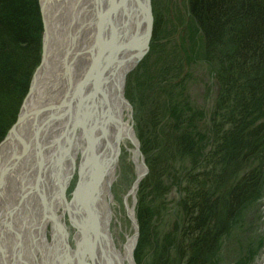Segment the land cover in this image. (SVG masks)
Here are the masks:
<instances>
[{"label": "bare ground", "instance_id": "obj_1", "mask_svg": "<svg viewBox=\"0 0 264 264\" xmlns=\"http://www.w3.org/2000/svg\"><path fill=\"white\" fill-rule=\"evenodd\" d=\"M136 1L142 3L40 0L44 57L19 123L0 144V264H135V187L144 166L131 109L116 101V85L121 68L144 51L136 42L145 29ZM122 153L133 166L134 188L120 208L111 187ZM119 216L131 224L121 243L115 238Z\"/></svg>", "mask_w": 264, "mask_h": 264}, {"label": "trees", "instance_id": "obj_2", "mask_svg": "<svg viewBox=\"0 0 264 264\" xmlns=\"http://www.w3.org/2000/svg\"><path fill=\"white\" fill-rule=\"evenodd\" d=\"M186 12L183 36L198 35L193 55L209 67L216 98L206 128L200 111L167 93L152 104L135 209L134 258L149 250L147 264H218L264 195V0H186ZM42 35L39 0H0V142L40 63ZM189 45L198 46L191 35Z\"/></svg>", "mask_w": 264, "mask_h": 264}, {"label": "rangeland", "instance_id": "obj_3", "mask_svg": "<svg viewBox=\"0 0 264 264\" xmlns=\"http://www.w3.org/2000/svg\"><path fill=\"white\" fill-rule=\"evenodd\" d=\"M150 5L153 25L148 51L126 75L123 96L131 107L132 127L139 145V136H148V121L152 113V104L156 99L161 102L167 93V96L176 103L184 102L188 110L200 111L202 120H200L199 126L206 128L210 124L216 98V86L209 67L193 55V51L194 54L195 51L199 53L198 35L194 31L188 35L187 31L183 36L185 28L181 26V23L184 19L187 20L186 0H150ZM190 35L196 40L197 49L189 45ZM183 53L189 55L187 62L181 59ZM36 70L37 68L31 81ZM126 154H121L117 180L111 187L119 206L122 197L128 193L134 180V169L128 162ZM79 160L78 153L73 177L65 191L68 202L71 200L78 179ZM167 201L171 205L175 201V194L171 192ZM136 205L137 193L135 209ZM119 218L122 225L115 238L119 241L118 243H121L126 235H131V224L125 216H119ZM63 220L68 233L69 246L75 249L76 229L71 223L69 212L64 215ZM50 232V227L47 226L46 236L48 239H50ZM148 254L149 250L144 251L141 260L140 258L135 260L133 254L135 264H147L149 262ZM219 257L218 264H261L264 261V195L246 210L243 222L229 234Z\"/></svg>", "mask_w": 264, "mask_h": 264}, {"label": "water", "instance_id": "obj_4", "mask_svg": "<svg viewBox=\"0 0 264 264\" xmlns=\"http://www.w3.org/2000/svg\"><path fill=\"white\" fill-rule=\"evenodd\" d=\"M141 2H142L141 4H138V1H136V5H138V9H139L140 15L142 17L143 23L145 25V29H144V37L138 39L136 42L141 43V44H144V51L142 52V54H140L129 65V67H127L126 69L121 68L120 80H119V83L116 85L117 86V90H116V101L119 102L121 105H124V107H127L128 109H131V107H130V105L128 104V102L123 97L124 96V85H125V81H126V75L137 65V63L139 62V60L148 51V43H149V40L151 38L152 25H153V17H152L150 0H142ZM39 6H40V12H41L42 21H43V41H42V53H41V60H40V64H41V61H42V59L44 57V43H45V39L46 38H45V25H44V20H43V10H42L43 8L40 5V0H39ZM119 67H120V65L118 64V68ZM31 85H32V81H31ZM30 89H31V86L29 87L28 93L26 94L25 98L29 94ZM25 98H24V100H25ZM24 100H23V102H24ZM21 107H22V105H21ZM21 107H20V109H21ZM19 114H20V110H19ZM19 114H18V117H17L15 123L11 126V128L9 129V131H8L7 134H9L13 130L14 126L19 123V121H20ZM130 120H131V117H130ZM131 125H132V122H131ZM137 149L139 151V146L137 147ZM139 154H140L141 159L143 161L144 172H143L141 178L138 180L137 186L135 187L136 191L138 190V187H139L140 182L142 181V179L148 173V169H147V167H146V165L144 163V157H143V155H142V153L140 151H139ZM132 188H134V185L130 189L132 190ZM129 192L127 193V195L129 194ZM133 225L135 226V231H134L135 233L133 235H134L135 245H136V241L138 239V224H137L136 218H135V222H134Z\"/></svg>", "mask_w": 264, "mask_h": 264}]
</instances>
